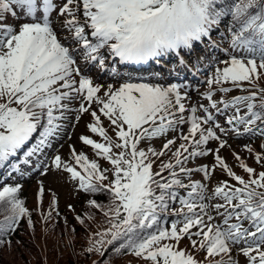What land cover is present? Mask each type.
Listing matches in <instances>:
<instances>
[{
    "label": "snow or ice",
    "instance_id": "snow-or-ice-1",
    "mask_svg": "<svg viewBox=\"0 0 264 264\" xmlns=\"http://www.w3.org/2000/svg\"><path fill=\"white\" fill-rule=\"evenodd\" d=\"M34 213L84 264H264V0H0V245Z\"/></svg>",
    "mask_w": 264,
    "mask_h": 264
},
{
    "label": "trees",
    "instance_id": "trees-1",
    "mask_svg": "<svg viewBox=\"0 0 264 264\" xmlns=\"http://www.w3.org/2000/svg\"><path fill=\"white\" fill-rule=\"evenodd\" d=\"M27 197V192L24 191ZM35 227L29 228L24 220L13 233L10 246L0 245V264H84L79 253V244L83 241L82 230L76 226V235L64 231V225L58 224L53 229L52 221L42 222L37 213L33 215ZM74 221L69 224V227ZM72 239L75 249L68 247ZM127 260V257H125Z\"/></svg>",
    "mask_w": 264,
    "mask_h": 264
},
{
    "label": "rangeland",
    "instance_id": "rangeland-1",
    "mask_svg": "<svg viewBox=\"0 0 264 264\" xmlns=\"http://www.w3.org/2000/svg\"><path fill=\"white\" fill-rule=\"evenodd\" d=\"M140 74H143V73H140ZM83 131H84V123L81 122L77 125L76 129L74 130L72 140H69L67 143H65L64 148L61 149V151L64 152L67 149L68 143L75 142L76 136L79 135ZM77 147H79L78 144H77ZM233 147L236 148L238 151L240 150L238 146V142H233ZM85 150L87 151V153H90L87 149ZM244 154L246 155V152ZM50 183L55 188H57L59 191V205L61 206V208L65 207L67 203H73L74 205L78 203L79 197L74 193L73 189L71 188L69 184L64 183V181L60 179L59 177L52 178L50 180ZM33 197L34 195H31L32 200H33Z\"/></svg>",
    "mask_w": 264,
    "mask_h": 264
}]
</instances>
